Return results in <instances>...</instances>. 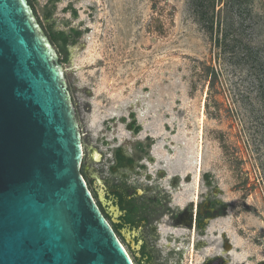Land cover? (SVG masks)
<instances>
[{
    "label": "rangeland",
    "instance_id": "1",
    "mask_svg": "<svg viewBox=\"0 0 264 264\" xmlns=\"http://www.w3.org/2000/svg\"><path fill=\"white\" fill-rule=\"evenodd\" d=\"M29 2L69 36L52 43L101 156L82 172L137 207L135 263L264 264V0Z\"/></svg>",
    "mask_w": 264,
    "mask_h": 264
},
{
    "label": "water",
    "instance_id": "2",
    "mask_svg": "<svg viewBox=\"0 0 264 264\" xmlns=\"http://www.w3.org/2000/svg\"><path fill=\"white\" fill-rule=\"evenodd\" d=\"M82 163L78 111L57 49L29 0H0V264H136Z\"/></svg>",
    "mask_w": 264,
    "mask_h": 264
},
{
    "label": "flooded vegetation",
    "instance_id": "3",
    "mask_svg": "<svg viewBox=\"0 0 264 264\" xmlns=\"http://www.w3.org/2000/svg\"><path fill=\"white\" fill-rule=\"evenodd\" d=\"M84 139V138H83ZM84 141V140H83ZM124 155L122 154V153H120V152H118L117 153V164H116V166L118 167V166H122L123 164H122V161L124 160ZM122 159V160H121ZM114 193H118V194H121L120 192H118V191H116V192H114ZM121 195H123V194H121ZM96 198H97V200H98V203H99V205H100V207H101V209H102V211H103V213H104V215L108 218V220L111 222V224L113 225V227H114V229L116 230V232H117V234H119V235H122L123 233H122V229H124V225H126V224H124L123 226H121L120 224L121 223H124V215H125V213H126V211H125V209H123L124 210V214H122V211L120 210V214H122L121 215V217L120 218H118L117 216L119 215H117V216H115V212L114 211H112V209H111V207H113V206H117L116 204H112V205H108L107 207L104 205L105 203H103L102 202V200H101V198H100V193H98L97 195H96ZM116 203V202H115ZM136 207V206H135ZM108 208V209H107ZM114 219H119L120 220V222L119 223H116V222H114ZM123 237H124V235H122ZM124 239H125V237H124ZM126 240V239H125Z\"/></svg>",
    "mask_w": 264,
    "mask_h": 264
},
{
    "label": "trees",
    "instance_id": "4",
    "mask_svg": "<svg viewBox=\"0 0 264 264\" xmlns=\"http://www.w3.org/2000/svg\"><path fill=\"white\" fill-rule=\"evenodd\" d=\"M49 36L51 38V41L60 42V43H62V45H66L68 42V38H69V36L66 34L65 31H57V32L54 31ZM115 194L118 195L119 202L122 205L125 201L123 195L118 194V193H115ZM125 211H126V213L124 215V223H121L120 225L123 226L124 224H135L133 214L137 211V207H133V208H129V209L126 208ZM146 255L147 254L142 249V256H141V258L140 257L137 258L138 261L142 263V261L145 259ZM148 258H149V256H148Z\"/></svg>",
    "mask_w": 264,
    "mask_h": 264
},
{
    "label": "bare ground",
    "instance_id": "5",
    "mask_svg": "<svg viewBox=\"0 0 264 264\" xmlns=\"http://www.w3.org/2000/svg\"><path fill=\"white\" fill-rule=\"evenodd\" d=\"M87 141L89 142L87 151L85 153V147L83 146V159L86 158L87 161V169L89 171H95V164L100 160L101 156L97 152V150L92 146V141L90 137H87ZM102 196L104 197L103 193ZM118 214V212H117Z\"/></svg>",
    "mask_w": 264,
    "mask_h": 264
}]
</instances>
